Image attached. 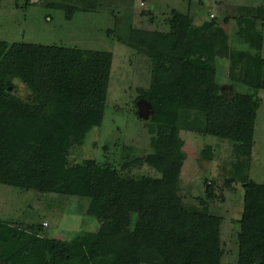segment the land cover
<instances>
[{
	"label": "trees",
	"instance_id": "1",
	"mask_svg": "<svg viewBox=\"0 0 264 264\" xmlns=\"http://www.w3.org/2000/svg\"><path fill=\"white\" fill-rule=\"evenodd\" d=\"M90 1L96 0L51 5L70 20L77 11H96ZM147 15L151 22L157 18L153 11ZM247 16L235 20L237 36L251 51H230L229 17L224 26L196 25L193 15L176 9L165 30L131 24L119 36L149 74L147 88L137 89L152 113L151 151L143 156L123 148L117 157L104 146L102 159L71 160L74 148L103 125L111 52L0 41V184L106 201L103 218L110 227L64 240L44 235L38 223L0 221V264H223L222 217L210 211L213 184L206 179L198 205H187L182 195V131L233 143L227 185L240 182L244 190L236 264H264V184L249 177L264 89V4ZM223 59L229 60L232 97L217 79ZM16 80L31 93L29 100L16 94ZM238 84L247 91L236 90ZM213 156L206 145L201 158ZM143 167L151 174L135 173Z\"/></svg>",
	"mask_w": 264,
	"mask_h": 264
},
{
	"label": "rangeland",
	"instance_id": "2",
	"mask_svg": "<svg viewBox=\"0 0 264 264\" xmlns=\"http://www.w3.org/2000/svg\"><path fill=\"white\" fill-rule=\"evenodd\" d=\"M62 1L0 0V41L113 54L103 125L94 127L84 144L74 148L71 155L73 162L102 159L104 146L109 147L110 154L115 151L117 157L123 148L135 156H143L151 151L147 123L152 113L142 104L143 111L136 115L140 111L137 103L141 100H138L137 89L147 88L149 74L144 64L136 60L135 51L118 40L119 36L126 34V27L134 24L145 29L165 30L164 21L173 9L193 15L196 25L213 21L224 26V20L229 17L232 21L224 27L229 37L230 51H251L249 45L241 42L237 36L239 26L235 19L240 15L248 18L249 11L264 4V0H96L92 1L97 7L96 11H77L69 20L65 11L51 5ZM77 5L83 8L88 4ZM149 11H153L157 17L154 22L147 15ZM109 31L115 33L108 35ZM262 54L264 58V44ZM217 62L218 82L223 86L225 95L232 97L235 88L229 79V60ZM15 85L16 94L29 100V90L18 80ZM236 90L247 91L239 84ZM258 97L261 107L256 120L249 177L258 184H264V89L259 91ZM180 139L181 154L186 159L181 175L184 201L187 205H198V198L206 197V179L209 180L208 184H213L215 198L210 202V211L222 217L221 238L226 252L223 264H236L244 190L240 182L230 187L227 185L235 163L233 143L186 131L181 132ZM206 145H211L214 150L213 159L209 161L201 158ZM135 173L147 175L151 174V170L143 167ZM106 205V201L92 198L40 194L0 184V221L38 223L43 225L44 235L55 239H71L75 233L82 231L108 232L109 224L103 218Z\"/></svg>",
	"mask_w": 264,
	"mask_h": 264
},
{
	"label": "water",
	"instance_id": "3",
	"mask_svg": "<svg viewBox=\"0 0 264 264\" xmlns=\"http://www.w3.org/2000/svg\"><path fill=\"white\" fill-rule=\"evenodd\" d=\"M142 104L146 105V107H147L148 109L151 108V105L149 104V102H147L145 99H141V100L137 103V106L139 107L140 112L143 111V108H141V105H142Z\"/></svg>",
	"mask_w": 264,
	"mask_h": 264
}]
</instances>
